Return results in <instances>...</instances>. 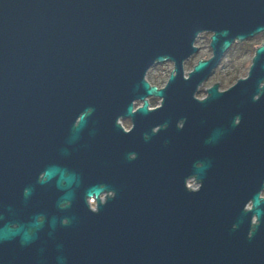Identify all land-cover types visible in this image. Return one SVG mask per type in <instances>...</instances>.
Wrapping results in <instances>:
<instances>
[{
  "label": "water",
  "instance_id": "water-1",
  "mask_svg": "<svg viewBox=\"0 0 264 264\" xmlns=\"http://www.w3.org/2000/svg\"><path fill=\"white\" fill-rule=\"evenodd\" d=\"M262 30L264 0H0V264H264V41L193 96Z\"/></svg>",
  "mask_w": 264,
  "mask_h": 264
},
{
  "label": "rangeland",
  "instance_id": "rangeland-1",
  "mask_svg": "<svg viewBox=\"0 0 264 264\" xmlns=\"http://www.w3.org/2000/svg\"><path fill=\"white\" fill-rule=\"evenodd\" d=\"M210 35V32H204L196 38L194 45L197 46V51L192 57H190L188 62L184 64L185 73L191 69L192 65L198 59H207L211 56V49L209 47ZM251 57L252 48L249 44L241 45L236 43L232 48L226 51L220 62L215 66L214 72L203 82L202 87L204 88L217 82L222 88H225L233 84L236 79L245 77L249 64L251 63ZM171 69L172 65L170 63L166 64L164 62L155 64L147 71L146 79L151 83L162 85L167 79V75ZM124 125L126 127V123H124ZM189 184L190 185H187L196 188V185L192 180ZM262 195H264V190L262 191Z\"/></svg>",
  "mask_w": 264,
  "mask_h": 264
},
{
  "label": "flooded vegetation",
  "instance_id": "flooded-vegetation-1",
  "mask_svg": "<svg viewBox=\"0 0 264 264\" xmlns=\"http://www.w3.org/2000/svg\"><path fill=\"white\" fill-rule=\"evenodd\" d=\"M264 41V30H262V31H260V32H258V33H256V34H254V35H252V36H249L248 38H246V39H244L243 41H233L231 44H230V46H229V48L227 49V50H229L230 48H232L236 43L237 44H241V45H243V44H249L250 46H251V48H252V57L254 56V54H255V51H256V48L258 47V46H260L261 45V43ZM209 42H210V36H209ZM197 47V46H196ZM249 49V48H248ZM226 50V51H227ZM197 51V50H196ZM196 51L190 56V57H192L195 53H196ZM226 51L223 53V55L226 53ZM223 55H222V57H223ZM190 57L189 58H187L184 62H183V70H184V64L185 63H187L188 62V60L190 59ZM221 57V58H222ZM252 57H251V61H252ZM221 58H220V60H221ZM208 59V58H207ZM199 60V59H198ZM197 60V61H198ZM196 61V62H197ZM195 62V63H196ZM220 62V61H219ZM218 62V63H219ZM164 63V62H163ZM166 64H168V63H170L171 65H172V63L171 62H169V61H167V62H165ZM194 63V64H195ZM193 64V65H194ZM251 64V63H250ZM250 64H249V66H250ZM193 65H192V67H193ZM173 67V66H172ZM192 67H191V69H192ZM215 68V67H214ZM212 69L211 71H210V73L208 74V76H206V78L198 85V87H197V89L195 90V92H194V98L195 99H198V100H201V99H204L205 97H207V95H208V92H207V89L208 88H210L213 84H217V91L218 92H223V91H226L227 89H229L231 86H233V84L237 81V79H236V81L233 83V84H231V85H229V86H227V87H225V88H222L220 85H219V83H217V82H214V83H212V84H210L209 86H207V87H202L203 86V82L206 80V79H208V77L214 72V70L215 69ZM190 69V70H191ZM248 69H249V67H248ZM189 70V71H190ZM172 71V69L170 70V72ZM189 71H187L186 73H185V71H184V76H186L187 77V73L189 72ZM170 72H169V74H170ZM248 72V71H247ZM169 74L167 75V79H168V76H169ZM247 75V74H246ZM145 78H146V76H145ZM167 79L164 81V83L162 84V85H158V84H155V83H151L150 81H148L147 79V81L149 82V84L150 85H155L157 88H162L165 84H166V82H167ZM146 99H147V101H148V108L149 109H151V108H155V107H158V106H160V101H161V98L160 97H156V96H148V97H146ZM138 102V103H137ZM156 103V104H155ZM142 104V102L140 101V100H135L134 102H133V111L139 106V105H141ZM119 121H120V124H121V126L125 129V130H129L130 129V127H131V122H130V120L129 119H122V118H120L119 119ZM124 123H126V127H125V125H124ZM195 185H196V187H198V183H194Z\"/></svg>",
  "mask_w": 264,
  "mask_h": 264
},
{
  "label": "built area",
  "instance_id": "built-area-1",
  "mask_svg": "<svg viewBox=\"0 0 264 264\" xmlns=\"http://www.w3.org/2000/svg\"><path fill=\"white\" fill-rule=\"evenodd\" d=\"M190 181H191V180H189V181L187 182L188 185H190V184H189Z\"/></svg>",
  "mask_w": 264,
  "mask_h": 264
}]
</instances>
